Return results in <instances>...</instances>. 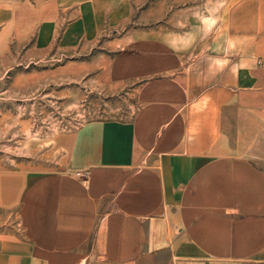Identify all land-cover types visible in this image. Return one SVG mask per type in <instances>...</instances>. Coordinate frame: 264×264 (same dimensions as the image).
Wrapping results in <instances>:
<instances>
[{
    "label": "crops",
    "instance_id": "obj_1",
    "mask_svg": "<svg viewBox=\"0 0 264 264\" xmlns=\"http://www.w3.org/2000/svg\"><path fill=\"white\" fill-rule=\"evenodd\" d=\"M38 1L31 54L52 50L59 14L80 16L57 49L75 57L50 69L120 104L0 157V264H264V0L233 19L243 52L215 58L149 27L173 0L101 44L146 0Z\"/></svg>",
    "mask_w": 264,
    "mask_h": 264
},
{
    "label": "rangeland",
    "instance_id": "obj_2",
    "mask_svg": "<svg viewBox=\"0 0 264 264\" xmlns=\"http://www.w3.org/2000/svg\"><path fill=\"white\" fill-rule=\"evenodd\" d=\"M151 1L138 2L133 13L116 24L107 18L103 24L106 30L93 43L122 35L138 23ZM39 2L0 0V153L12 155L1 158L30 154L33 147L52 142L59 133L76 128L86 119L109 115L106 106L110 98L104 94L94 97L97 93L89 96L85 89L62 81L63 74L50 69L75 57L57 53V49L64 33L80 16L59 14L55 18L58 31L51 35L52 50L44 56L31 54L30 47L40 42V32H31L26 26L32 23V7H39ZM169 4L171 12L149 27L174 28L173 38L188 46L193 57L230 56L235 48L245 49L247 34L233 31V19L246 18L249 0H173ZM111 104L117 106L120 100Z\"/></svg>",
    "mask_w": 264,
    "mask_h": 264
}]
</instances>
